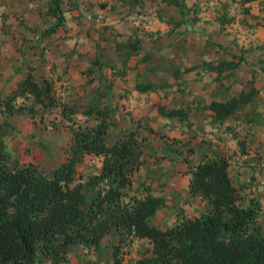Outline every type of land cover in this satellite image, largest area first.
<instances>
[{
  "label": "trees",
  "instance_id": "16d2710c",
  "mask_svg": "<svg viewBox=\"0 0 264 264\" xmlns=\"http://www.w3.org/2000/svg\"><path fill=\"white\" fill-rule=\"evenodd\" d=\"M162 1L176 6L180 14L188 10L183 0ZM62 3L63 0H48L46 12L52 21L42 29L40 37L62 27ZM91 17L92 21L97 19ZM218 18L221 26L226 15L222 13ZM51 44L42 43L41 50H49ZM36 45L39 46L38 40ZM53 47L60 48L58 43H53ZM136 47L137 44H129V50ZM127 55L128 52L122 56L124 65ZM233 56L214 63L202 58L196 64L183 66L182 70L201 65L205 70L214 71L216 79L224 68L232 74L243 60L241 54ZM111 64L91 59L79 71L86 76L85 84L89 86L84 105L60 103L51 76L34 75L33 64H28L24 75L7 92L0 94L1 118L5 113L33 116L37 111L41 117L45 111L59 105L61 116L70 120L69 142L63 159L44 172L36 171L31 161L20 162L15 158L12 165L7 166L5 142L0 137V264L35 263L37 251L47 256L52 264H64L70 244L77 242L95 247L109 230L117 234L112 249L115 264H119L118 248L131 237L144 238L149 244L148 253L132 264H264V234L251 227L260 214L258 199L249 196L246 202L241 201V187L229 173L227 158L200 156L189 167V193L204 202L205 212L157 226L150 223L148 217L164 205V197L149 192L142 197L127 195L131 178L126 168L133 162L138 135L133 129H126L121 137L110 142L105 140L104 133L112 118L111 106L102 96L107 93L109 81L103 80L100 84L98 76L103 66L110 68L109 80L124 73L123 69L115 71ZM93 67L99 71L97 74L91 72ZM177 68L173 67V76ZM250 83L244 87L234 82L231 87L238 86L229 95L204 99L199 105L209 111L214 122L231 118L256 99L259 88ZM157 85L139 79L132 83V88L137 92L153 91ZM156 109L166 117L186 116L181 105L159 104ZM77 112L92 117L95 122L89 126L73 122L72 116ZM3 123L7 122L2 118L0 128ZM237 144L244 152L242 139H237ZM84 154L100 155L99 169L75 178L76 165Z\"/></svg>",
  "mask_w": 264,
  "mask_h": 264
},
{
  "label": "rangeland",
  "instance_id": "374dc122",
  "mask_svg": "<svg viewBox=\"0 0 264 264\" xmlns=\"http://www.w3.org/2000/svg\"><path fill=\"white\" fill-rule=\"evenodd\" d=\"M103 1L63 0L61 7L63 10L72 8L78 10L77 16L79 17V22L77 28L82 35V41H86L89 38L95 41L94 59L100 62L112 63L111 65H114L113 68L115 71L123 69L126 75L130 65H124L122 56L128 52L127 48L129 44H136L141 40L147 48H152L158 42L162 43L166 41L163 37L155 41L157 36L154 37L153 32L159 30V28L164 30L167 27H165V24L159 23L156 19L157 25H153V18L148 17L147 19H142L147 20L148 26L150 27H142V35L137 37L132 32L128 33L127 30L129 29L127 26L130 23L125 22L122 16L120 17L121 21L119 26L110 22L108 23L109 20L103 14L99 17V21L95 23V21L91 20V16L96 15V5L103 3ZM74 2L77 3L79 8L77 5L74 6ZM47 3L48 0H39L38 6L41 5V9L38 10V14L41 15L40 18H45V20L44 25L40 28H37L38 25L37 27H31V24L28 23L33 31H30L25 26L24 17L21 16L16 19V16L13 13H8L6 9L1 11L0 54L5 52L7 54L13 53V56H11L12 64L20 67L23 61L24 73L26 72L28 64H34V60H30L32 55L38 61H46L48 63L47 69L45 68L46 62L45 64L37 65V69L34 70V75L40 73V75L51 76L55 87V95L60 103H64L65 105H84L86 103L87 88L89 86L85 84L86 76L84 74V76L81 75L79 71L91 60L89 58L90 56L84 57L90 51L87 50L84 53L78 51L73 46L72 53H76L73 57L70 55L66 64H64L65 61L60 64L56 61L57 58L54 53L57 51L51 50H57V48H52V44L56 42L55 40L62 39L61 34H64L68 28L59 26L49 34L39 36L42 29L52 21V18L46 12ZM87 14L91 16L87 17ZM225 15L226 18L222 19L223 23L229 21L227 19L228 15ZM122 23L125 27L121 26ZM26 28L32 34L36 31L37 37L34 40L31 41L32 35H28ZM137 28L140 27L138 26ZM235 29L236 26L230 27L225 33H227L226 37L229 40H233L232 37H234L236 44H238V35ZM144 33H146L145 36ZM225 33H222V35ZM37 39L39 46L36 45ZM44 42L52 43L48 51L46 49L41 50L40 45ZM231 46L233 47V45ZM232 47L228 48L231 49ZM27 49H30L29 54L26 52ZM191 50L193 48L189 49V51ZM141 53L142 56L147 55L148 59L150 55L148 51H142ZM228 54H231V52H226V56L229 57ZM229 58H234V56L232 57L230 55ZM127 59H125V62H127ZM180 64L181 62L177 64L178 68L176 69L175 76H173L174 72L170 71V76H114L110 80V68L108 66L101 68V75L98 76L100 84H102L103 80L109 81V88L107 93L102 96V99L111 106L110 116L112 118V123L104 133L105 140L110 142L114 138L121 137L126 129H133L138 135L132 157L133 162L131 166L128 164L126 168L131 178V182L126 188L127 195L133 194L136 197H142V191L137 188V180H140V178H156L154 175H148V172H151L152 166L157 164L159 165V169L164 167L166 172L159 176L158 179L161 181L156 182V184H166L170 189L175 188L177 194L183 199L181 203L176 205V212L170 215V218L167 219L165 224L171 223L175 215L179 217L183 214L205 212L207 208L201 199L197 197V202L187 198L189 167L197 159V157L195 158L197 150L193 143H190V138L198 134L202 136L205 132L211 131L209 129L210 127H213L212 132L221 130L222 133H225V139L221 140L220 143L222 147L214 148L213 152L215 155L220 154V156L227 158L229 173L233 181L237 182L241 187V201L246 202L249 196H255L258 199L260 214L251 223V227L255 231L264 234V72H261L262 75L256 78V83L255 81L252 82L259 88L258 95L254 101L241 107L231 118L216 122V125L211 119L204 121V125L198 129L197 133L191 132L187 135V130L191 128V123L194 121L185 120H188L187 118L191 113L192 115H200V111L197 108L200 107L199 102L211 96L223 98L229 94V90L237 88L238 85L233 88L231 85L238 80L230 82L232 76H227L229 74L227 68H224L219 78L215 79L213 78L215 73L211 72L212 75L211 73L210 75L206 74L207 70L201 65L184 71ZM91 70L94 74L99 72L95 67ZM235 71L236 68L233 70V73ZM2 74L10 76V74H5V72H2ZM16 74L17 72L11 73V75ZM93 78L96 80L95 77ZM139 79L150 80L158 85L153 91L138 93L132 88V83ZM238 82L242 83L244 87L251 84L249 79L243 76ZM225 83L228 85H225ZM159 104L166 107L181 105L186 110V116L180 119L170 117L165 131H162L158 118V116L162 117V115L158 114L156 109ZM59 108V105L52 107L50 110L45 111L41 117L39 111L33 116H30L28 113H5L2 116L7 122L3 123L0 128V137L5 142V163L7 166L10 167L12 160L15 158L20 162L31 161L36 171L44 172L57 165L63 159L69 142L68 123L70 120L61 116ZM154 116H157V118ZM205 116L208 117V114L206 113ZM2 118L0 117V119ZM72 118L73 122H78L81 125L89 126L95 122V119L90 116H85L80 112L74 113ZM143 118L153 120L154 124L151 126H141L140 128L141 123L139 125L138 121H141ZM192 130H195V128ZM147 137L154 138L150 141L153 147L156 144L158 149L166 147L171 148V150L167 149V151H164L152 147L150 152H156V157L152 158L151 154H144L141 141ZM237 139H242L244 152L238 147ZM240 155H242V158H240ZM100 159V155L84 154L76 165L75 178L85 177L88 174L98 171ZM148 221L158 226L163 225L157 219L155 213L148 217ZM116 242V232L109 230L101 237L100 243L95 247L82 246L77 242L72 243L67 248V256L64 264H115L112 259V249ZM148 248L149 244L146 239L139 237L128 238L118 248L117 257H119V264H132L135 259L148 253ZM37 252L38 260L35 264H52L47 256L42 255L39 251Z\"/></svg>",
  "mask_w": 264,
  "mask_h": 264
},
{
  "label": "crops",
  "instance_id": "0c3cea01",
  "mask_svg": "<svg viewBox=\"0 0 264 264\" xmlns=\"http://www.w3.org/2000/svg\"><path fill=\"white\" fill-rule=\"evenodd\" d=\"M161 1L162 0H104L103 3H98L96 5L97 13L95 16L97 19L93 20L95 23L99 21V17L103 14L109 20L108 23L110 22L119 26L121 21L120 17L122 16L125 22L130 23V25L127 26L129 29L127 30L128 33L132 32L136 34L137 37L142 35V27H150L148 26V21L142 19H147L148 17L153 18V25H157L155 21L156 19L159 23H163L165 24V27H167L164 30L159 28V30L153 32L154 37L157 36L155 41L163 37L166 39L165 42H158L153 45L152 48H147L143 41L140 40L139 43H136L138 47L131 50H129L128 47L127 50L129 56L127 55L128 59L126 58L127 62H125V64L130 65V68L126 75V72L124 71L123 74H118L117 76H170L169 72L173 71V67L177 66L179 62H181L180 65L182 68L186 64H194L202 58L205 61L214 63L220 58L227 59L230 55L232 56L240 53L243 56V60L236 67V71L232 75H228V77L232 76L230 82L235 80L240 81L242 76L251 80L249 82H257L256 78L259 77V75H262L261 72H264V0H183V3L188 10L184 11L182 14L178 12L176 6ZM38 3L39 0H0V13L6 9L8 13H13L16 16V19L21 16L24 17L25 26H29L28 23H30L31 27H37L38 25L37 28H40L44 25L45 18H40L41 15L38 14V10L41 9V5L38 6ZM161 5H163L162 8ZM193 9H195V11H193ZM43 13L46 14L45 12ZM77 13L78 10L75 8L64 10L62 28L68 29L64 34H61L62 39L55 40L58 42H54L58 43L60 48L57 50H51L57 51L54 55L59 64L63 61H65L64 64H66L70 55L71 57L75 55L76 52L72 53L73 46H75L78 51L84 53L89 50L90 53L88 55H86V53L84 57L90 56V59H94L95 57V41L91 38L86 41L81 40L82 35L77 28L79 22ZM222 13L227 14L230 17V20L227 23H222L220 26L218 17L221 16ZM121 26L125 27L123 23ZM138 26L140 28H137ZM233 26H236L235 31H237L238 36L235 35L237 36L238 44H236L234 37H232L233 40H229V38L226 37L227 33L225 32ZM27 33L28 35H32L31 41L37 37L36 31H34L33 34L29 31ZM222 33L225 34L222 35ZM145 35L146 33H144V36ZM231 45H233V47ZM228 47L232 48L229 49ZM191 48H193V50L189 51ZM46 51H48V49H46ZM142 51H148L150 53L148 59L147 55L142 56ZM228 51L231 52V54H228L229 57L226 56V52ZM16 53L14 54L17 55ZM29 53L30 52H28V54ZM11 56H13V53L7 54V52H5L0 54V94L7 92L13 86L17 78L24 75V62L22 61L20 67H16L12 64L13 61ZM32 59L34 60L33 73L34 70L37 69V65L39 66L46 62H43V60L38 61L33 55L30 60ZM258 59H260V61H258ZM49 63L51 64L50 61ZM47 64L48 63L46 62V69ZM2 72L10 74V76L4 75ZM12 72H17V74L11 75ZM211 72L214 73V71L207 70L206 74L210 75ZM226 84L227 83H225V85ZM229 91L233 92L232 89ZM209 98L217 97L211 96ZM197 108L198 111H200V115H192L191 113L187 118L188 120H185L194 121L191 123V128L188 130L186 129L188 131V133H186L187 135L191 132L197 133L198 129L204 125V121L211 119L208 110L201 106ZM206 113L208 114V117L205 116ZM154 117L157 118V116ZM158 118L161 124V130L165 131L170 117L162 115V117L158 116ZM138 123L139 125L141 123V128V126L153 125L154 121L143 118L141 121H138ZM213 123L216 125V122ZM193 128H195V130H192ZM209 129H211V131L209 130L208 132H205L202 136L198 134L195 137L190 138V143H193L197 150L195 158L215 155L213 149L216 147L219 148L220 146L222 147L220 143L221 140L225 139V133H222L221 130L212 132L214 129L213 127H210ZM153 139V137H147L141 141V144L143 145L142 151L144 154H151L152 158L157 156L156 152H150V149L153 147V144L150 141ZM153 148L158 149L156 144ZM167 149L171 150V148L166 147L158 150L167 151ZM217 155L220 156V154ZM240 158H242V155H240ZM164 172H166L164 167L159 169V165L154 164L151 168V172H148V175H154L156 178H140V180H137V188L142 191V196L144 193L149 192L164 197V205L154 211L157 219L163 224L161 226L166 225L165 223L167 219L170 218V215H173L176 212V205L183 200L180 195L177 194L175 188L170 189L166 184H156V182L161 181L158 178ZM186 193L188 199L198 202V196L190 195L189 190H187ZM193 214L196 213L183 214L182 216H190ZM180 216H173L172 221L182 217Z\"/></svg>",
  "mask_w": 264,
  "mask_h": 264
}]
</instances>
